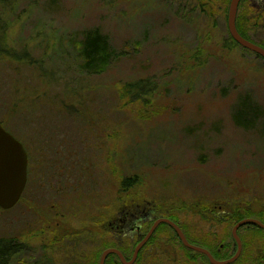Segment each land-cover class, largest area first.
<instances>
[{"label":"rangeland","instance_id":"374dc122","mask_svg":"<svg viewBox=\"0 0 264 264\" xmlns=\"http://www.w3.org/2000/svg\"><path fill=\"white\" fill-rule=\"evenodd\" d=\"M3 2L0 123L25 144L32 177L14 208H0L1 246L22 247L10 264L82 261L126 235L137 245L158 217L213 257L234 255L236 218L264 222V58L229 43L222 9L211 16L203 0ZM238 15L256 26L248 40L264 46V0L241 1ZM95 29L110 52L97 74L77 49ZM125 176L136 184L119 193ZM142 210L150 217L129 224ZM243 226L228 264H264V229ZM123 247L127 260L132 246ZM142 249L132 264H212L166 223Z\"/></svg>","mask_w":264,"mask_h":264},{"label":"water","instance_id":"95a60500","mask_svg":"<svg viewBox=\"0 0 264 264\" xmlns=\"http://www.w3.org/2000/svg\"><path fill=\"white\" fill-rule=\"evenodd\" d=\"M240 0H229V6L227 9V25L229 34L233 39L243 46L244 48L253 51L259 56L264 58V47L257 45L253 41H249L240 33H238L235 20L237 16V9ZM27 155L24 146L15 138V136L9 133L3 125L0 123V208L9 209L12 208L19 200L22 192L24 191L25 183L27 181ZM167 223L169 226H172L177 233V236L180 238L184 246L190 248L191 250H196L206 255L209 258L212 264H228L237 259L241 249V241L237 234L239 227L246 225L247 223H252L257 226H260L264 229V222H261L259 219L247 217V219H241L236 222L232 228V234L236 241L237 251L232 257L226 258V260H219L212 256L210 251L205 247H200L196 244L190 243L182 229L179 228L171 219L165 217H159L156 219L150 226L146 235L141 239L135 248L134 252L130 259H125L123 253L118 248H105L100 255L99 263L104 264L105 258L109 254H117L119 260L123 264H132L135 262V259L138 255L140 248L148 241L150 235L157 228L159 223Z\"/></svg>","mask_w":264,"mask_h":264},{"label":"trees","instance_id":"16d2710c","mask_svg":"<svg viewBox=\"0 0 264 264\" xmlns=\"http://www.w3.org/2000/svg\"><path fill=\"white\" fill-rule=\"evenodd\" d=\"M241 1H243V0L239 1L240 4H241ZM0 3L4 4L3 0H0ZM200 4L203 5V9L202 10L206 11L211 16L214 15V12L216 11V6H218L219 8L222 9L223 15L226 16V18H227V9H228V6H229V0H203V2H200ZM235 24H236V28H237L238 33H240V35H242L246 39H250V36L248 35L250 30H255L256 29V26H252L250 24L248 26V24L242 18H240L239 15L236 18ZM227 36H228L229 43H231L232 46L233 45H236V46L238 45V43L229 34V31H227ZM0 39H1V34H0ZM79 42H80L79 43V47H77V49H79L80 57L82 58V67H84L85 70L86 69L91 70L93 73H96V74L99 73V72L104 71L106 69V66H107V58H109V55H110L109 47H108V41H107V36L102 34L99 30L95 29L93 31L85 32L84 35H83V38ZM256 44H258V43L256 42ZM5 51L6 50L4 49V47L0 46V52H5ZM241 111L248 112L250 115L254 114V113H252V111L250 113V110H248V107H246V106L243 107L241 109ZM254 112H255V115H256L255 117L257 118L258 113H257L256 110H254ZM235 123L238 124L241 127H243V126L246 127L247 126L245 123H241V122H238L236 120H235ZM29 157H30V155H29ZM29 161H31L30 158H29ZM30 170H31V168L29 167V175H28L29 180H28L27 186L29 185V183L32 180V177H30ZM136 180H137L136 176L135 177L125 176L124 178H122L120 183H119L120 185L118 187L119 193H124L125 191H128L129 188L134 187L135 184H136ZM233 219L235 220L234 217H233ZM239 219L241 220L240 216L236 218V221H238ZM247 227H254L257 230V232L261 231V227L255 225V224H252V223H247L245 226H243V228H247ZM65 237L66 236H64L63 239H65ZM121 237L122 238H118V237L115 238V243H116L117 247L121 251H123V249L126 248V247H123V246H126L128 243H130V245L132 246V250H133V248H134V246L136 244H132V239L130 238V236L126 235V236H121ZM88 239L89 240L91 239V234L88 233V232H84L82 234V236H80V240L81 241H83V240L87 241ZM1 240L2 239H0V243H1ZM3 240H5V239H3ZM6 240H8L9 243H5L6 244L5 247L1 246V244H0V264H10V259L13 256V254H16L17 251L22 249V247L19 248V249H17V248L13 249L16 246L14 241H12L11 239H6ZM241 240H242V242L244 241L242 237H241ZM77 241H78V243H80L79 240H77ZM191 243L192 244L193 243L197 244L195 242H191ZM12 244H13V248H11ZM104 244L105 243L101 244L100 249H98L97 250L98 252L94 253V255L90 256L87 252H85V254H84L85 258H83L82 261L73 260L72 263L69 262V263H65V264H98L99 263L98 262L99 257H100V255L102 253L101 249H103L102 247L105 246ZM197 245H199V244H197ZM243 245H244V242H243ZM140 249L141 250L138 252V255H141V253H142L143 249L142 248H140ZM244 249H245V245L243 247V250ZM133 251L131 252L132 254H133ZM196 252H198V251H196ZM200 254H202V253L200 252ZM110 255H115V254H110ZM115 256H117V255H115ZM229 257H232V256H227L226 258H229ZM117 258H118V256H117ZM226 258H224V260H226ZM241 258H242V256L239 257V259H241ZM116 261H118V263H122L121 261H119V258ZM105 264H107L106 260H105ZM261 264H263V263H261Z\"/></svg>","mask_w":264,"mask_h":264},{"label":"flooded vegetation","instance_id":"af4514ba","mask_svg":"<svg viewBox=\"0 0 264 264\" xmlns=\"http://www.w3.org/2000/svg\"><path fill=\"white\" fill-rule=\"evenodd\" d=\"M24 145H25V144H24ZM25 147H26V146H25ZM26 150H27V148H26ZM138 211H139V210H138ZM140 212H141V211H140ZM138 213H139V212H137L136 215H132V216L134 217V219H131L130 222H129V224H134V225H135V224L137 223V221H141V220L147 218V216L150 217V214H149L148 211H147V213H146L145 211L142 210V213H141L140 215H138Z\"/></svg>","mask_w":264,"mask_h":264}]
</instances>
